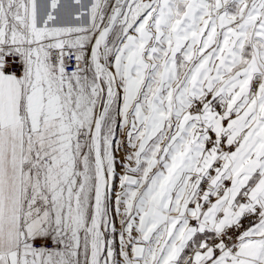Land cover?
Here are the masks:
<instances>
[{"label":"snow or ice","instance_id":"1","mask_svg":"<svg viewBox=\"0 0 264 264\" xmlns=\"http://www.w3.org/2000/svg\"><path fill=\"white\" fill-rule=\"evenodd\" d=\"M0 264H264V0H0Z\"/></svg>","mask_w":264,"mask_h":264}]
</instances>
